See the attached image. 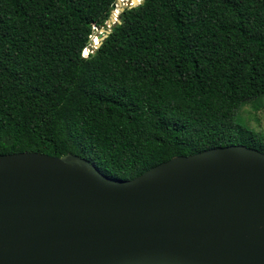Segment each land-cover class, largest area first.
Returning a JSON list of instances; mask_svg holds the SVG:
<instances>
[{"label":"trees","instance_id":"trees-1","mask_svg":"<svg viewBox=\"0 0 264 264\" xmlns=\"http://www.w3.org/2000/svg\"><path fill=\"white\" fill-rule=\"evenodd\" d=\"M0 0V154L79 155L132 179L174 156L264 135L237 122L264 95V0Z\"/></svg>","mask_w":264,"mask_h":264},{"label":"water","instance_id":"water-1","mask_svg":"<svg viewBox=\"0 0 264 264\" xmlns=\"http://www.w3.org/2000/svg\"><path fill=\"white\" fill-rule=\"evenodd\" d=\"M0 264H264V152L210 148L132 179L72 153L0 154Z\"/></svg>","mask_w":264,"mask_h":264},{"label":"rangeland","instance_id":"rangeland-1","mask_svg":"<svg viewBox=\"0 0 264 264\" xmlns=\"http://www.w3.org/2000/svg\"><path fill=\"white\" fill-rule=\"evenodd\" d=\"M124 2L126 3V0H119V6L121 4H125ZM116 8L113 9V12ZM118 11L119 9L117 8V12L114 14L115 18L118 17ZM100 34L101 30L94 28L93 34L90 37V41L95 37L100 39ZM235 120L264 135V95L243 103L235 114Z\"/></svg>","mask_w":264,"mask_h":264},{"label":"bare ground","instance_id":"bare-ground-1","mask_svg":"<svg viewBox=\"0 0 264 264\" xmlns=\"http://www.w3.org/2000/svg\"><path fill=\"white\" fill-rule=\"evenodd\" d=\"M120 1H122V0H120ZM125 3V2H124ZM118 9H119V4H118V7H117ZM117 8L114 10V14H116V12H117ZM99 41V38L98 37H95V38H93L92 40H91V42H95V43H97Z\"/></svg>","mask_w":264,"mask_h":264},{"label":"built area","instance_id":"built-area-1","mask_svg":"<svg viewBox=\"0 0 264 264\" xmlns=\"http://www.w3.org/2000/svg\"><path fill=\"white\" fill-rule=\"evenodd\" d=\"M118 6V5H117ZM94 44H95V42H94Z\"/></svg>","mask_w":264,"mask_h":264}]
</instances>
